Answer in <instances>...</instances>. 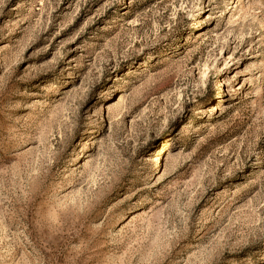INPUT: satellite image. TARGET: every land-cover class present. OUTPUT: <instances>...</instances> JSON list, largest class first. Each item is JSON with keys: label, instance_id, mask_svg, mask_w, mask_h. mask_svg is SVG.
I'll use <instances>...</instances> for the list:
<instances>
[{"label": "rangeland", "instance_id": "obj_1", "mask_svg": "<svg viewBox=\"0 0 264 264\" xmlns=\"http://www.w3.org/2000/svg\"><path fill=\"white\" fill-rule=\"evenodd\" d=\"M0 264H264V0H0Z\"/></svg>", "mask_w": 264, "mask_h": 264}]
</instances>
